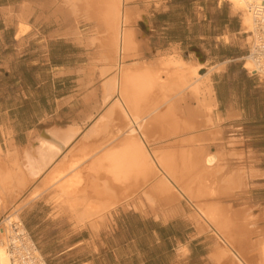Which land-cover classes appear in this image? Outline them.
I'll list each match as a JSON object with an SVG mask.
<instances>
[{
    "label": "crops",
    "instance_id": "0c3cea01",
    "mask_svg": "<svg viewBox=\"0 0 264 264\" xmlns=\"http://www.w3.org/2000/svg\"><path fill=\"white\" fill-rule=\"evenodd\" d=\"M194 1L193 24L199 26L198 37L203 44L190 43L192 33L189 27L193 26L190 20L186 24L187 40L180 41L174 37L175 32L184 26L173 17L175 9L149 10L147 6H136L135 14L141 13L147 23L143 19L132 22L135 45L124 53L122 61L128 66L140 62L142 66L156 64L160 67L163 63L162 66L174 68L171 64L180 61L188 65L196 62L195 52L198 50L204 61L202 63L198 59V63L204 68L206 65L218 67L210 72L207 81L203 80L213 90L215 107L211 114L217 118L218 126L202 129H216L219 137L209 140L206 136L191 141L179 138L164 145L146 147L156 160L157 156L163 157L168 151L175 150L179 166L180 151L198 153L200 158L217 148L230 152L235 170L243 164L249 167L247 170L254 168L261 172L248 182L243 193L237 192L251 194L252 204L257 205L259 201L254 195L259 193L260 184L255 182L264 178V169L260 165L264 161V79L249 74L246 66L244 68V59L251 46L250 33L243 28L242 14L227 5V0ZM212 1L215 3L213 13ZM55 10L58 9L52 5L41 10L36 1L25 0L18 5L5 6L0 19L3 23L0 27V147L13 150L29 145L35 132L46 130L51 125H71L80 131L72 145L40 178L45 182L44 194L33 200L37 205L42 198L43 204L42 235L38 233L36 236L39 246L34 241L40 254L47 264H211V247L206 239L202 240L203 236L196 235L190 210L208 209L216 203L212 187H218L223 175L220 173L218 178L202 169L178 170L173 178H169L174 189L167 193L158 168L141 174L138 182L134 183V188L140 187L141 190H134L133 185L127 182L115 181L105 152L94 155L98 147L106 145L102 138L85 137L87 130L97 123L115 100L112 97L102 105L103 85L116 73L115 63L106 64L104 61L106 49L103 44L108 42L104 40L107 35L103 37L102 30L98 29L93 35L94 41H90L87 36L89 28L81 29V25L88 23L79 20L80 23L78 21L74 27L84 32L79 39L73 35L74 30L67 33L61 21L56 22ZM212 14L219 19L220 27L214 34ZM21 21L30 26L25 32V29L21 30ZM213 47L217 51H213ZM102 67L107 69L104 76H101ZM209 69L201 71L207 74ZM89 152L92 157L88 158V154L83 158ZM66 156L67 160L64 159ZM76 160L85 162H80L75 170V173L80 171L76 176L82 181L75 186L67 184L69 186L62 185L58 189L53 185V169L63 161L59 170H66L69 176V165ZM34 185L25 194L30 195L36 187ZM134 192L141 196L139 211L127 205ZM166 195L169 196L165 198ZM169 197L172 198L170 203L167 201ZM219 199H222V204L227 203L226 197ZM153 204L157 209L172 206L177 209V214L168 218L153 216L149 213ZM20 217L31 236V202ZM133 224L155 227V235L152 239H133ZM193 227L194 232L190 234ZM164 231L172 233V236L161 234Z\"/></svg>",
    "mask_w": 264,
    "mask_h": 264
},
{
    "label": "bare ground",
    "instance_id": "6f19581e",
    "mask_svg": "<svg viewBox=\"0 0 264 264\" xmlns=\"http://www.w3.org/2000/svg\"><path fill=\"white\" fill-rule=\"evenodd\" d=\"M133 1L101 0L97 4L95 0H64V6L53 13L57 17L56 22L60 23L61 21L65 26L66 30H64L65 28L63 30L67 33L74 30L73 35L79 39L83 37L84 33L74 28L79 20L91 23V29L87 30L90 41H94L95 31L101 29L102 36L107 35L104 40H108V42H104L106 45L103 44L106 49L104 61L106 64L115 63L116 65L115 75L103 85L105 95L102 105L108 103L112 97L117 99L98 119L97 123L87 130L85 137L102 138V143L106 145L98 147V151L94 155L105 152L107 155L105 157L110 162L108 165L113 179L133 185L134 190L140 188H134V183L142 176L141 174L145 175L146 171H150V169H159L163 176V187L166 193L174 189L169 178H173L178 170L184 172L189 169H202L217 177L221 173L220 175L223 177L220 180L217 179L220 181L218 184L212 181L218 186L217 188L212 187L216 203H213L208 209L190 210L196 235L213 233L215 244H213L214 247L209 256L211 264H264V221L259 209L247 204H238L237 206L232 203L222 204V199H219L220 197L229 199L237 192H244L248 182L261 175V172L251 167L250 170H247L249 167L243 166V164L240 169L235 170L232 167V154L218 148L213 152L206 153L202 158L198 156V153L194 155V153L180 151V166L175 157V154H178H174L175 150L171 152L174 155L168 151L163 157L157 156V160L153 159L148 152L146 145H160L171 142L173 139L182 138L181 141L189 139L191 141L208 136L207 139L215 140L218 135L216 129L204 130L202 128L218 126V121L211 114V109L215 107L212 87L209 83L203 82L204 79L206 81L209 79L208 75L212 69L207 74L201 75L199 71L203 64L197 61L189 65L183 61L171 64V66L174 65V68L162 66L163 63L160 64L161 66L159 65L160 67H156V64V66L152 64L142 66L140 62L128 66L125 61H122L124 53L135 45L132 22L144 18L140 16L141 13L136 12L137 15L135 14L134 10L136 11L138 7L132 6ZM227 1L234 10L242 13L243 28L246 33H250L248 39L252 46L254 37L251 35V31L254 20L246 9V0ZM248 1L249 3L255 2V0ZM42 6H40L42 9L48 7L46 3ZM106 16L113 19L109 22L98 19V17ZM134 17L136 18L134 19ZM143 21L147 23L145 19ZM262 23H264V19ZM195 53L203 63L201 54ZM245 66L246 70L253 74L255 68H259L258 64L256 66L254 60L248 56L244 59V68ZM261 66V69L264 68V60ZM101 71V76H104L107 69L102 67ZM260 76L264 77L263 74ZM192 102L195 103V110H191V107L187 111V105ZM184 104L187 106L185 108L189 117L187 120H183L180 118L182 115H178L181 112L180 106ZM183 112H185L184 108ZM79 132L78 128L71 125H52L46 130L35 132L32 135L31 143L23 148L12 150L8 147L6 153L3 154L0 147V216L6 215L0 226V264H46L20 218V214L26 206L44 194V180L42 179L31 194L26 199L24 198V201L21 198L28 188L40 180L45 171L61 157L74 139L76 140ZM90 153L84 154L83 158H87ZM91 157L90 154L88 158ZM82 161L76 160L70 163L69 171L67 170L70 172L69 176L65 173L66 170H59V165L63 161L59 162L53 169V185L59 189L62 185L80 184L82 180L76 176V173L80 171L75 173V170ZM213 179L216 178L213 177ZM143 196L145 197V195ZM168 196L166 195L165 198ZM140 197L139 193H132L127 205H130L132 210L135 208L136 211H139ZM171 199L169 197L167 201L169 202ZM150 209L149 213L156 217L168 218L177 214V209L172 206L157 209L153 204Z\"/></svg>",
    "mask_w": 264,
    "mask_h": 264
},
{
    "label": "rangeland",
    "instance_id": "374dc122",
    "mask_svg": "<svg viewBox=\"0 0 264 264\" xmlns=\"http://www.w3.org/2000/svg\"><path fill=\"white\" fill-rule=\"evenodd\" d=\"M22 1H25V0H0V19L2 17L1 16V10H3V8L5 6L18 5ZM34 1L37 2V6L41 10H43L42 9V7H43L42 4L45 5V3L48 5V7L46 6L47 8H50L51 5H52V7H54L55 9H58V10L61 7L64 6L63 5L64 4V0H34ZM95 1H96L97 4L99 2H101V0H95ZM213 1L211 3L212 13L214 12V9H215V3ZM194 2H195L194 0H134L132 2V6H134V7H136V6H141V7L142 6H147V8L149 10H152V9H156L157 8V9H160V10H163V11L175 9V12H174L173 17L175 18V20L177 19L180 22L181 25L184 24V26L183 27L181 26V28H179V30L175 32L174 37L179 38L180 41H186L187 40L186 24H187V22L189 20L192 21V24L194 23L193 22V20L195 18V13H194V11H195L194 10L195 3ZM227 3H228L227 5L231 6V4L229 2H227ZM40 6H42V7H40ZM46 7H44V9H46ZM227 9H228V7H227ZM53 13H54V11H53ZM212 16L213 17H212V25H211L212 28L211 29H212V34H214V31H216V29H218L220 27H219V19L214 14H212ZM102 19L107 20L109 22L113 18L112 17H103ZM86 23H88V24L81 25V29L82 30H87L88 28L91 29V27H92L91 23H89V22H86ZM2 25H3V23L0 20V27ZM20 27H21V30L25 29V30H23V32L27 31L30 28V26L27 23L23 22V21H21ZM190 29H191V33H192L191 34L192 37H190V43H192V45L199 44V43L203 44L202 42H200L199 37H198V35H200L199 26L197 24L196 25L193 24V26H190L189 27V30ZM196 37H197V39L194 40V38H196ZM249 43H251V42L249 41ZM212 49H213V51H217V50H215L214 47ZM196 61H199V60L197 59ZM206 66H207L206 68H210L208 71H210L212 69L211 70V73L213 71H215V70L218 69V67H210V65H206ZM206 68H204V65H203L202 69H200L199 72H200L201 75L205 74L201 70H205ZM249 74L253 75V73H250V72H249ZM255 75H258V74H255ZM261 78L264 79V77H261ZM162 83H165V82H162ZM114 99H115L114 101H116L117 98L115 97ZM190 105L188 104L187 105L188 107L185 106V104L182 105V106H180L181 112H179L178 115L179 116L182 115L180 118H182L183 120H187L189 118L187 116V111L189 109H191V107H192L191 110H193V111L195 110V108H194L195 105H192V103H190ZM183 106H185V107H183ZM183 108H184V111L185 112H183ZM185 108L187 109V111L185 110ZM180 113H182V114H180ZM249 133H251V131H249ZM262 134L264 135V130H263V133ZM1 148L3 150V154H5L7 150L4 147H1ZM21 148H23V147H21ZM260 165H261V168L264 169V161L261 162ZM41 181L42 180L40 179L39 182L41 183ZM39 182H36L34 186H37V184L39 185L40 184ZM255 183L260 184L259 185L260 186L259 193H257V194L254 195L256 197L255 200L256 201H259V204L260 205L259 204H257V205L252 204V198L250 196L251 194H246V193L245 194H241V193L238 194L237 193L233 197H231L232 199L231 198H229V199L227 198V203L228 204L229 203H232L235 206H237L238 204L239 205L240 204H247L249 206L254 205L257 209H259V213L262 215V220L264 221V219H263L264 218V216H263L264 215V178L260 179V181H257ZM32 188H31V190H32ZM28 196L29 195L24 194L22 196L21 200L24 201ZM39 201H41V202L38 203L37 205L33 204V201L31 202V238L37 244H38V242L36 240V236H37L38 233H40L42 235V228H43L42 227V224H43V218H44L43 217L44 216V213H43L42 198ZM5 216L6 215H3V214L0 216V226H1V223L4 220ZM180 229H183V227H180ZM155 230H156L155 227L140 226V225H137V224H133L131 226L132 238L133 239H136V238H145L146 237V239H152L153 238L152 236L155 235ZM193 232H194V227L190 231V234H192ZM161 234H163L165 236H169V234H170L172 236V233H166V231L162 232ZM212 235H213V233H211V234L208 233V234H205V235H201V236L204 237L202 240L206 239L207 240V243H208L207 245L210 246L211 249H213V247H214L213 244H215V242H214L215 241V239H214L215 237L212 236ZM181 236H183V235H181ZM38 246H39V244H38Z\"/></svg>",
    "mask_w": 264,
    "mask_h": 264
},
{
    "label": "built area",
    "instance_id": "2783aa9c",
    "mask_svg": "<svg viewBox=\"0 0 264 264\" xmlns=\"http://www.w3.org/2000/svg\"><path fill=\"white\" fill-rule=\"evenodd\" d=\"M246 3V9L254 20L251 31V35L254 37L253 44L247 56L254 60L256 66L257 64L259 66V68H255L254 74L264 75V68L261 69V63L264 60V23H262L264 19V0H255V2L251 3L246 0ZM44 262L46 263L45 259Z\"/></svg>",
    "mask_w": 264,
    "mask_h": 264
},
{
    "label": "water",
    "instance_id": "95a60500",
    "mask_svg": "<svg viewBox=\"0 0 264 264\" xmlns=\"http://www.w3.org/2000/svg\"><path fill=\"white\" fill-rule=\"evenodd\" d=\"M196 52L198 53V50H196Z\"/></svg>",
    "mask_w": 264,
    "mask_h": 264
}]
</instances>
